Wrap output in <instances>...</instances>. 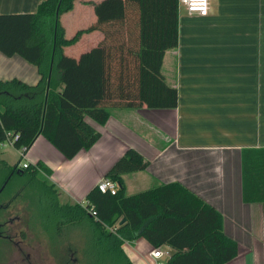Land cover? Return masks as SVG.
Segmentation results:
<instances>
[{"label": "trees", "instance_id": "obj_1", "mask_svg": "<svg viewBox=\"0 0 264 264\" xmlns=\"http://www.w3.org/2000/svg\"><path fill=\"white\" fill-rule=\"evenodd\" d=\"M77 0H45L35 14L0 15V52L37 66L36 86L0 80V146L14 139L17 150L47 139L67 159L90 150L101 134L88 122L106 125L116 109H176L178 90L163 75L166 53L179 46V0H104L95 4L104 41L79 59L65 54L84 32L67 38L62 17ZM15 137H18L15 140ZM0 159L3 184H31L42 208L41 226L52 243L77 231L81 264H133L123 250L141 238L169 247L165 264H228L239 244L224 232L221 213L181 184H160L128 195L125 176L150 162L135 149L107 173L115 194L99 186L85 205L61 206L52 185L38 178L52 172L42 163L28 169ZM18 180V181H15ZM243 198L264 206V150L243 152ZM94 209L96 215L89 213Z\"/></svg>", "mask_w": 264, "mask_h": 264}, {"label": "crops", "instance_id": "obj_2", "mask_svg": "<svg viewBox=\"0 0 264 264\" xmlns=\"http://www.w3.org/2000/svg\"><path fill=\"white\" fill-rule=\"evenodd\" d=\"M43 1L0 0V15L35 14ZM102 1L77 0L65 14L77 21L72 37L62 17L67 38L84 32L66 55L79 59L104 41L103 32H86L97 24L95 4ZM179 10V46L163 63V75L178 90V107L116 109L104 126L87 119L101 134L90 150L69 160L41 136L29 162L52 172L40 174L61 206L85 205L90 191L135 149L150 166L124 177L128 195L183 185L221 213L225 234L239 244L238 257L228 264H264V206L243 198V152L264 150V0H211L207 17ZM79 44L86 47L80 55L66 52ZM40 79L37 66L0 52V80L36 86ZM137 183L142 187L130 193ZM123 250L133 264H155L144 238L125 242Z\"/></svg>", "mask_w": 264, "mask_h": 264}, {"label": "rangeland", "instance_id": "obj_3", "mask_svg": "<svg viewBox=\"0 0 264 264\" xmlns=\"http://www.w3.org/2000/svg\"><path fill=\"white\" fill-rule=\"evenodd\" d=\"M70 16L71 15L64 16V23L66 24L69 31L67 35L68 37H72L74 35V28L76 27L77 23V21L75 19L73 20L72 16ZM85 49L86 47L84 44H79L77 46L67 48L66 52L69 55H80V53L85 51ZM0 158L8 162L11 166H15L21 161L19 150L9 144L0 148ZM41 174L38 175V178L41 180L45 179V176ZM19 184L20 182H13L8 191H6V193H4L2 196L0 205H3L5 208L7 207V209H3V211L0 213V223L7 224L4 227L6 234H17V237L15 238L16 241L22 240L24 241V244L32 246L42 245L46 246L47 248L49 246L52 257V255H54V251H57V249H55L56 247L53 246L56 243H52L47 233H44L43 231L40 222V214H38L39 211L36 207L34 208L36 197L34 194H32V192H34L33 188L29 185L26 186V189H23L24 193L22 196L18 197L17 199H13L17 193V190H19ZM130 184H132V181ZM139 186L142 187V184H138L137 187L134 186V188L129 187L128 190L130 193H135L133 189L138 188ZM69 241L72 244V248L75 250H82L83 240L79 232H73L67 242ZM10 244L14 243L9 242L8 240H3L0 242V246H9ZM1 249L5 250V248ZM51 260L50 264H53Z\"/></svg>", "mask_w": 264, "mask_h": 264}, {"label": "flooded vegetation", "instance_id": "obj_4", "mask_svg": "<svg viewBox=\"0 0 264 264\" xmlns=\"http://www.w3.org/2000/svg\"><path fill=\"white\" fill-rule=\"evenodd\" d=\"M11 185L12 184L7 183L3 184L0 189V201L4 193L8 191ZM28 185L30 186L31 184H19V190H17V193L13 199L21 197L24 193L23 189H26V186ZM32 194H34L36 197L34 208L36 207L38 209L41 222L42 208L40 206V199H37L35 192H32ZM3 209H7V207L5 208L3 205H0V213L3 211ZM5 225L7 224L0 223V242L3 240H8L14 244H10L9 246H0V264H50L51 258L53 264H81V250H75L72 248L70 241V243H65L64 239H61L62 237L59 236L56 244L53 245L56 247L55 249H57V251H54V255L51 257V250L49 246L48 248L42 245L32 246L24 244V241L22 240L16 241L15 238L17 237V234H6L4 228ZM44 233L46 232L44 231ZM1 248H5V250H2Z\"/></svg>", "mask_w": 264, "mask_h": 264}, {"label": "built area", "instance_id": "obj_5", "mask_svg": "<svg viewBox=\"0 0 264 264\" xmlns=\"http://www.w3.org/2000/svg\"><path fill=\"white\" fill-rule=\"evenodd\" d=\"M179 7L184 8L190 16L207 17L210 14L211 0H179ZM17 138L18 137H15V140ZM7 144L14 146V139H8L5 143L2 144V146H5ZM19 153L21 157L19 169H28L31 166L28 156L29 149L22 148L21 150H19ZM99 187L102 192H106L109 190L113 194H115L116 185L109 180H103L99 184ZM89 213L93 216L96 215L94 209H90ZM172 255L173 250L164 249V247L155 248L151 252V257L156 260L155 264H165L164 260L170 259Z\"/></svg>", "mask_w": 264, "mask_h": 264}]
</instances>
